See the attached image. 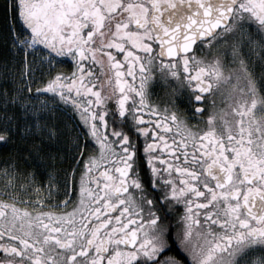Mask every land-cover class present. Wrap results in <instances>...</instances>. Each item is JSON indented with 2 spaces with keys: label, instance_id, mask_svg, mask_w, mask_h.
Returning <instances> with one entry per match:
<instances>
[{
  "label": "snow or ice",
  "instance_id": "6c2138e0",
  "mask_svg": "<svg viewBox=\"0 0 264 264\" xmlns=\"http://www.w3.org/2000/svg\"><path fill=\"white\" fill-rule=\"evenodd\" d=\"M0 9V264H264V0Z\"/></svg>",
  "mask_w": 264,
  "mask_h": 264
},
{
  "label": "flooded vegetation",
  "instance_id": "af4514ba",
  "mask_svg": "<svg viewBox=\"0 0 264 264\" xmlns=\"http://www.w3.org/2000/svg\"><path fill=\"white\" fill-rule=\"evenodd\" d=\"M71 64V58H64L63 68H69ZM130 79V78H129ZM170 89L167 88L166 85L162 81L154 80L150 86V97L149 100L153 103L158 104L162 109L165 105H170L171 101L175 99L176 101V112L177 115L181 118H187L189 124L197 123L196 120L191 118V107L187 102V97L185 95H179L177 97H170L167 95ZM213 99L216 101V108H225L226 101H224L223 97L220 93H216L213 96ZM210 105L205 106L204 116L206 117L209 114ZM171 110V109H170ZM200 126L203 127V121L200 122Z\"/></svg>",
  "mask_w": 264,
  "mask_h": 264
},
{
  "label": "trees",
  "instance_id": "16d2710c",
  "mask_svg": "<svg viewBox=\"0 0 264 264\" xmlns=\"http://www.w3.org/2000/svg\"><path fill=\"white\" fill-rule=\"evenodd\" d=\"M0 15H2V9H0Z\"/></svg>",
  "mask_w": 264,
  "mask_h": 264
}]
</instances>
